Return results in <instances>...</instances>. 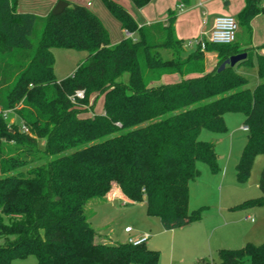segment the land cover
Wrapping results in <instances>:
<instances>
[{
	"label": "trees",
	"instance_id": "16d2710c",
	"mask_svg": "<svg viewBox=\"0 0 264 264\" xmlns=\"http://www.w3.org/2000/svg\"><path fill=\"white\" fill-rule=\"evenodd\" d=\"M132 1L139 8L151 2ZM105 4L136 40L112 44L101 20L81 5L41 17L18 12V0H0V264L30 256L37 264H158L160 252L146 243L100 239L86 205L116 183L133 202L145 201L147 214L165 230L200 221L203 208L189 211L190 183L200 175L199 163L220 169L215 145L200 135L224 132L229 112L244 113L248 133L236 166L240 183L264 153V54H257L259 81L252 89L237 68L251 64L253 49L207 43L205 51L217 53L220 62L206 72L205 51L196 47L186 55L185 42L176 37L175 12L166 23L139 27L122 6ZM259 14L261 0H246L238 22L251 33ZM54 48L87 56L58 80ZM242 52L245 60L217 71ZM172 74L181 81L160 83ZM77 90L85 98L73 103L69 97ZM100 98L103 112L95 114ZM6 112L21 123H10ZM259 189L260 197L239 206L264 207V169ZM219 259L264 264V243L221 249Z\"/></svg>",
	"mask_w": 264,
	"mask_h": 264
},
{
	"label": "rangeland",
	"instance_id": "374dc122",
	"mask_svg": "<svg viewBox=\"0 0 264 264\" xmlns=\"http://www.w3.org/2000/svg\"><path fill=\"white\" fill-rule=\"evenodd\" d=\"M100 1L114 20L110 25L115 24L120 30L121 23L118 18L107 8L105 0ZM123 1L137 8L132 0ZM263 1L264 0H262V5ZM113 2L122 6L124 9H128L120 2L114 0ZM186 7H188V5H186ZM257 24V32L258 36H260L261 32L264 33V18L260 17ZM184 41L185 54L187 55L195 50V48L187 46L189 40ZM236 42H238L239 45H250L251 42L250 33L247 28L240 23H238ZM53 54L55 58L54 73L58 79H64L71 75L87 56L86 51L66 48H54ZM162 55L165 59L171 57L168 51H162ZM251 60V64L240 65L237 70L247 78L250 88L253 89L259 81L256 53H253ZM127 78L128 75L126 74L123 79L127 80ZM169 78H173L174 81L178 78V75ZM94 112L95 114L103 112V98L98 99L95 103ZM91 113L92 111L89 114ZM244 120L245 115L242 112L226 113V130L224 132L217 133L203 130L200 135L201 140L212 142L215 145L220 168L218 172H212L208 165L199 163L200 175L190 183L189 211L192 212L203 208L201 224H203V227L205 226L204 228L206 230L203 239L200 241H193V233H190V236L184 237L183 234L178 231L172 232L171 230H164L160 219L158 217L149 216L146 211V206L140 202L136 204H123L117 201L112 205L100 203L95 206L94 203L97 202L98 199L91 200L86 205V214L91 225H94L93 227L95 228L98 227L103 229L115 242L120 243L127 242L130 235L149 233L151 238L146 245L160 252L158 264H195L197 262L195 258L199 253V249L202 247L212 264H219V250L228 249L227 247L220 246L225 233L231 229V226H225L226 221L231 219L228 217H238L244 210L250 208L239 205L246 200L256 199L262 194L259 189V180L264 169V153L256 156L250 176L246 182L240 183L236 178V166L246 145L248 134L247 130L244 129ZM17 123H21L20 120H17ZM39 147L41 149L44 148V141H39ZM255 208H259L264 212V207L262 206ZM219 212L226 218L218 216ZM128 225L134 230L132 234L125 232V227ZM262 243H264V240L255 245H260ZM11 264H37V260L34 256H30L25 259L15 260Z\"/></svg>",
	"mask_w": 264,
	"mask_h": 264
},
{
	"label": "crops",
	"instance_id": "0c3cea01",
	"mask_svg": "<svg viewBox=\"0 0 264 264\" xmlns=\"http://www.w3.org/2000/svg\"><path fill=\"white\" fill-rule=\"evenodd\" d=\"M60 0H18V12H30L34 13L38 16L45 17L51 13L52 9ZM68 4H77L86 7L92 13H94L104 24L106 29L109 32L110 40L112 44H116L121 40L127 37L126 30H119L115 24L113 23V19L108 14L104 6L102 5L100 0H65ZM113 1V0H111ZM122 3L128 9H126L129 14L134 18L135 22L139 27L150 25L157 22L166 23L168 20V14L170 11L176 13V19L174 22V30L176 37L180 40H190L194 38L201 37L204 33H207L211 27L215 17L221 15L233 16L237 22L240 13L243 11L246 5V0H190L188 7L183 5L180 0H151V2L142 7V8H134L131 5H128L123 0H114ZM261 6L264 7V1ZM203 17V19H202ZM260 17L264 18L263 14H259L251 21V42L250 45H239L237 41V33H236V43L241 50H246L252 48L254 53L256 54H264V33H260L258 36V24L257 21ZM239 23V22H238ZM136 36L135 34L133 35ZM185 42V41H184ZM196 48V47H194ZM205 51V50H204ZM219 58L217 53L215 52H207L205 51V69L206 72L212 71L218 64ZM72 70V69H71ZM75 71V70H74ZM73 71V72H74ZM71 72V71H70ZM73 73H71L72 75ZM178 74L165 75L160 83L170 84L181 81L182 77L178 75V78L173 81V78ZM70 76V75H69ZM57 78V77H56ZM58 79V78H57ZM61 80V79H58ZM9 120L14 123L17 122L18 117L13 113H8ZM21 122V121H20ZM247 140V139H246ZM199 165V164H198ZM236 171V170H235ZM190 192V186H189ZM190 199V197H189ZM117 201L122 202L123 204L129 203H139L133 202L129 198H127L122 192L121 188L116 184H112V188L108 194L102 199H98L97 202L94 203L95 206L98 204H107L112 205ZM146 206L145 201L140 202ZM190 206V200H189ZM228 209V208H227ZM218 216L222 218H226L222 215L221 212L218 213ZM225 223L226 227H230L231 229L227 231L223 237V241L220 243V246L227 247L228 249H237L242 248L248 243L257 244L264 240V212L259 208H249L244 210L242 214L238 217H228ZM94 226V225H92ZM131 227V226H126ZM125 227V228H126ZM205 227V226H204ZM201 224V220L198 222H194L188 224L186 226L180 227L178 229L171 230L172 232H180L184 237L190 236V233H193V241H200L205 237L206 230ZM95 228V227H94ZM97 231H100L102 240L115 242L107 232L103 231V229L96 227ZM193 229V230H189ZM165 230V229H164ZM132 232H126L128 234H132ZM144 233L132 236H141ZM149 234V233H148ZM150 235V234H149ZM128 238V239H129ZM151 238V235L149 239ZM148 239V240H149ZM147 240V242H148ZM146 242V243H147ZM149 247V246H148ZM150 249L156 250L153 247H149ZM195 264H212L211 260L207 257L204 248L199 249V253L197 254Z\"/></svg>",
	"mask_w": 264,
	"mask_h": 264
},
{
	"label": "built area",
	"instance_id": "2783aa9c",
	"mask_svg": "<svg viewBox=\"0 0 264 264\" xmlns=\"http://www.w3.org/2000/svg\"><path fill=\"white\" fill-rule=\"evenodd\" d=\"M238 30V22L233 16L228 15H221L214 18L211 29L204 33L200 38L189 40L187 42V46L189 47H200L202 51L206 49L207 43L212 44H232L236 41V33ZM126 38H132L136 40L132 33L126 31ZM70 100L73 103H77L78 100H82L85 98V91L84 90H77L73 95H71ZM90 110V108H89ZM91 112V110H90ZM8 113L4 114V117L8 118ZM94 115V113H91ZM10 123H12L10 121ZM120 126V124L118 123ZM247 130V127H244ZM21 131L24 133H28L29 129L25 124H22ZM126 232H132L131 227L125 228ZM150 235L148 233H144L141 236H132L128 239L127 242L133 245H141L147 242Z\"/></svg>",
	"mask_w": 264,
	"mask_h": 264
},
{
	"label": "water",
	"instance_id": "95a60500",
	"mask_svg": "<svg viewBox=\"0 0 264 264\" xmlns=\"http://www.w3.org/2000/svg\"><path fill=\"white\" fill-rule=\"evenodd\" d=\"M68 2L65 0H60L55 7L52 9L51 13L53 15H59L61 14L67 7H68ZM247 52H242L239 54H235L224 60L221 65L218 68V72L223 71L227 66L234 67L237 65L239 62L245 60L247 58Z\"/></svg>",
	"mask_w": 264,
	"mask_h": 264
}]
</instances>
